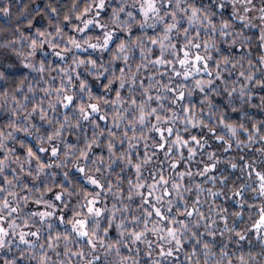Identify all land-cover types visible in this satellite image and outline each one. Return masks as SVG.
I'll return each instance as SVG.
<instances>
[{
    "label": "clouds",
    "instance_id": "obj_1",
    "mask_svg": "<svg viewBox=\"0 0 264 264\" xmlns=\"http://www.w3.org/2000/svg\"><path fill=\"white\" fill-rule=\"evenodd\" d=\"M0 264H264V0H0Z\"/></svg>",
    "mask_w": 264,
    "mask_h": 264
}]
</instances>
